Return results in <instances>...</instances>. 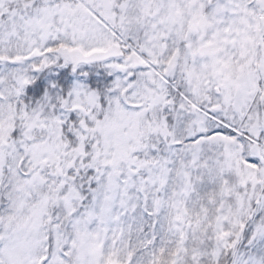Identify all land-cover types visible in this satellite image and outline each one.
Segmentation results:
<instances>
[{
  "label": "snow or ice",
  "instance_id": "1",
  "mask_svg": "<svg viewBox=\"0 0 264 264\" xmlns=\"http://www.w3.org/2000/svg\"><path fill=\"white\" fill-rule=\"evenodd\" d=\"M0 264H264V0H0Z\"/></svg>",
  "mask_w": 264,
  "mask_h": 264
}]
</instances>
